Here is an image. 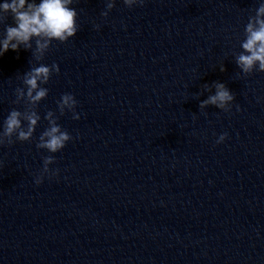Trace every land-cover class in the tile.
<instances>
[{
  "label": "clouds",
  "instance_id": "9594fccd",
  "mask_svg": "<svg viewBox=\"0 0 264 264\" xmlns=\"http://www.w3.org/2000/svg\"><path fill=\"white\" fill-rule=\"evenodd\" d=\"M73 2L74 0H40L39 3L36 0H10V2L5 0L0 3V24H6L9 15L14 24V26L7 24L5 27L3 38L0 39V56L8 50L19 51L23 46L25 50L32 51V58L38 65H33L30 70L23 73L20 79L24 87L15 89L14 103L19 104L21 100H26L34 107L23 111L13 108L9 112L3 121V130L0 131V146L13 144L15 142L13 137L21 142L32 139L41 119L35 108L47 97L49 91L42 85L47 84L52 75L59 74L60 71L57 64L46 66L40 61L44 59L53 41L64 43L76 35L78 13L71 7ZM123 2L129 8L144 4V0H123ZM113 7L114 0H107V10L101 15L107 17L108 11ZM244 33L245 39L241 43L243 51L235 58L240 72L245 76L252 74L253 71L264 72V3L259 5L254 15L249 16ZM224 70L223 64L220 65V71ZM214 87L215 94L202 101L200 108L214 105L218 109L230 111L235 95L223 83L215 82ZM207 88L208 86L205 85L206 90ZM57 104L61 115L67 109L72 112L73 119L80 118L75 111L77 101L72 94H63ZM44 118L48 121V127L40 134L36 147L57 153L73 137L66 130H62L57 123L58 117H54L52 111H48ZM22 122H26V127ZM226 137L227 133L221 134L217 143L223 142ZM53 162V156L44 157L42 173L35 180L37 185L42 182L43 175L49 172L48 165Z\"/></svg>",
  "mask_w": 264,
  "mask_h": 264
}]
</instances>
